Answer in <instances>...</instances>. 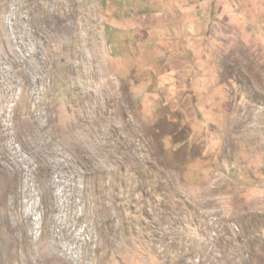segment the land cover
<instances>
[{"label": "rangeland", "instance_id": "1", "mask_svg": "<svg viewBox=\"0 0 264 264\" xmlns=\"http://www.w3.org/2000/svg\"><path fill=\"white\" fill-rule=\"evenodd\" d=\"M0 264H264V0H0Z\"/></svg>", "mask_w": 264, "mask_h": 264}]
</instances>
